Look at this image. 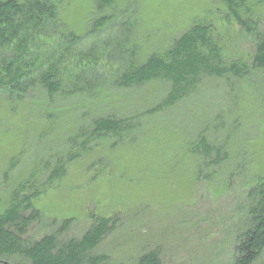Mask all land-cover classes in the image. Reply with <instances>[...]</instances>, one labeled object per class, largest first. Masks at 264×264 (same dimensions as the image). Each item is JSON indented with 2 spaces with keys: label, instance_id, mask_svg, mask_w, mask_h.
<instances>
[{
  "label": "rangeland",
  "instance_id": "374dc122",
  "mask_svg": "<svg viewBox=\"0 0 264 264\" xmlns=\"http://www.w3.org/2000/svg\"><path fill=\"white\" fill-rule=\"evenodd\" d=\"M118 2L123 8L128 6L126 15L120 17L123 23H114L96 36L79 34V40L66 46L56 27H50L36 38L40 54L55 58L63 51L60 63L68 68H61L80 69L85 76L100 80L119 63L116 47L125 34L146 54L166 47L200 20L213 23L221 32L230 31L235 35L233 45L240 44L247 54L254 44L236 23L230 25L223 19L217 0ZM94 8L95 0H66L62 17L70 29L85 33ZM105 86L103 94L98 90L95 98L57 95L46 101L42 94L43 99L32 93L25 102L26 123L14 125L0 116V209L7 205L10 190L29 171L38 166L42 171L45 161L55 160L81 121L105 113L122 117L141 112L157 103L169 88L162 81L126 89ZM260 95L246 83L228 85L212 77L171 109L146 116L148 123L142 133L149 128L148 135L153 137H148L143 147H122L117 153V173L109 165L92 180L84 167L79 170L82 163L76 161L69 164L61 181L33 199L46 221L33 223L28 239L38 240L64 218L73 219L66 237L77 239L91 224L90 212L104 213L118 218L117 229L90 254L108 256L109 264H137L136 258L150 249L158 250L161 264H233L245 191L258 173L264 176V95ZM3 123L17 136L4 131ZM200 133L211 144L224 146L223 161L192 158L185 145ZM15 150L17 162L4 177ZM214 155L212 148L209 160ZM44 176L40 173L39 181ZM252 264H264V248Z\"/></svg>",
  "mask_w": 264,
  "mask_h": 264
},
{
  "label": "trees",
  "instance_id": "16d2710c",
  "mask_svg": "<svg viewBox=\"0 0 264 264\" xmlns=\"http://www.w3.org/2000/svg\"><path fill=\"white\" fill-rule=\"evenodd\" d=\"M65 1L0 0V116L14 121L11 123L14 125L26 123L27 119L23 118V112L28 114L25 102L36 92L39 98L43 99L42 94L46 101H53L57 95L95 98L98 90L100 94L106 90L105 83L115 89H126L149 81H162L167 82L169 88L157 103L141 112L122 117L105 113L81 121L53 162L45 161L42 171L39 166L33 168L26 178L14 185L7 205L0 209V259L15 264H83L85 261L109 264L108 256L90 253L117 229L116 216L90 212L91 224L77 239L66 237L73 219L64 218L55 229L32 241L27 237L30 226L46 221L33 199L61 181L73 162H81L79 170L84 167V173H90L92 180H97L107 167L115 169L117 153L122 147L127 144L143 147L148 137H153L148 135L149 128L147 133H142L144 124L148 123L144 120L146 116L171 109L209 78L225 80L228 85L246 83L254 92L264 95V0H217L224 11L223 19L230 25L236 23L243 34L253 39L249 54L240 44L233 45L235 35L230 31L221 32L213 23L199 20L166 47L152 49L146 54L131 36L123 35L116 47L118 53H115L119 63L112 65L108 76L100 80L85 76L80 69L61 68H68L60 63L63 51L55 58L42 56L36 38L50 27H56L58 34L65 38V46L79 40V34L96 36L114 23H123L120 17L126 15L128 6L123 8L118 0H95L87 30L77 33L62 17ZM33 99L31 96L30 100ZM3 124L4 131L17 136L8 124ZM210 145L215 153L212 160H209ZM185 147L192 158L220 163L226 157L224 146L211 144L203 133ZM16 150L11 153L4 177L17 162ZM115 170L117 173V168ZM40 173H45L41 181ZM258 174L245 191L233 264H252L264 248V176L262 172ZM158 254L157 249H150L136 258L137 264H161Z\"/></svg>",
  "mask_w": 264,
  "mask_h": 264
},
{
  "label": "flooded vegetation",
  "instance_id": "af4514ba",
  "mask_svg": "<svg viewBox=\"0 0 264 264\" xmlns=\"http://www.w3.org/2000/svg\"><path fill=\"white\" fill-rule=\"evenodd\" d=\"M0 263H2V264H3V261H1V260H0Z\"/></svg>",
  "mask_w": 264,
  "mask_h": 264
},
{
  "label": "water",
  "instance_id": "95a60500",
  "mask_svg": "<svg viewBox=\"0 0 264 264\" xmlns=\"http://www.w3.org/2000/svg\"><path fill=\"white\" fill-rule=\"evenodd\" d=\"M3 264H6V262H5V261H3Z\"/></svg>",
  "mask_w": 264,
  "mask_h": 264
}]
</instances>
